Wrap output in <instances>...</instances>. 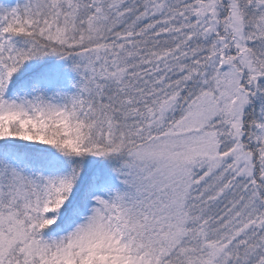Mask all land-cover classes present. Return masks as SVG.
Here are the masks:
<instances>
[{
	"label": "snow or ice",
	"instance_id": "obj_1",
	"mask_svg": "<svg viewBox=\"0 0 264 264\" xmlns=\"http://www.w3.org/2000/svg\"><path fill=\"white\" fill-rule=\"evenodd\" d=\"M0 264H264V0H0Z\"/></svg>",
	"mask_w": 264,
	"mask_h": 264
}]
</instances>
